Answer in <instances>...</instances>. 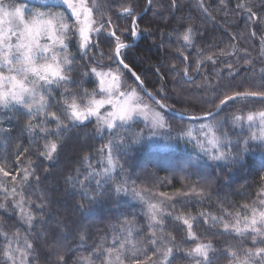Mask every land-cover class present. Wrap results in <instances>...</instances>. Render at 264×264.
<instances>
[{
	"label": "trees",
	"instance_id": "obj_1",
	"mask_svg": "<svg viewBox=\"0 0 264 264\" xmlns=\"http://www.w3.org/2000/svg\"><path fill=\"white\" fill-rule=\"evenodd\" d=\"M87 2L91 6L92 0ZM97 2L103 5V19L106 20L109 15L112 17L121 40L128 45L135 42L124 50L125 62L140 77L145 89L174 112L204 115L214 111L213 101L218 103V96L231 94L230 90H253L250 85L258 81L262 74L264 26L261 20L249 21L248 13L237 5H252L254 11L264 17V0H176L175 6L173 0H152L151 5L148 0ZM122 5H130L136 14L138 39L130 32L133 17L120 12ZM38 7L51 11L58 9L59 12L65 9L60 3ZM189 26L193 28V33L191 43L186 44L180 35ZM253 32L255 36L251 35ZM97 39L100 47L87 56H82L83 50L76 35L72 36V46L66 53L64 50L59 52L61 59L67 54L74 61L70 65L73 69L71 92L83 93L86 90L87 93H98V78L84 73L91 67L111 68L109 63L113 60L108 57L115 46V39L108 37L107 30L102 31ZM208 56H213L215 63L209 61ZM114 63L138 88L128 70ZM62 93L67 95L64 88L51 92L49 103L53 111L61 107ZM208 98L211 100L208 101ZM261 110H264V104L255 100L235 104L229 102L226 110L213 120L214 123L227 121L220 132L229 133L233 154L239 147L235 144L238 139H248L261 133L259 119L251 128L247 122L234 128L231 123L233 115L243 111L246 116L248 112ZM43 119L42 115L38 116L32 123ZM170 120V131L175 136L183 128L185 120L174 116ZM28 121L29 115L24 109L8 111L0 108V127L10 129L9 139L0 140V166L17 177L13 184L10 177L0 175V205L5 206L0 208V233L6 232L11 237L19 232L21 244L27 236L36 249L33 264H45L46 258H49V264H53L54 257H49L53 237L66 250L68 264H86L85 258H91L93 264H101L108 254L104 253L100 258L94 254L103 252L105 248L118 247L120 243H125V264H131L135 257L143 259L145 251L151 255L155 248L149 243L153 232L149 201L162 210L164 234L169 240L174 237L175 244L181 246L178 251L174 248L175 264H194L186 257L184 249L208 241L217 248L226 247V241L235 245L239 238L234 239V232L224 233L223 224H234L238 214L243 224L245 214L251 217V209L244 207L246 204L256 207L257 211L264 208L258 202L254 204L257 194L264 192V180L261 179L264 177V148L258 147L259 141H250L252 147L240 163L224 164L203 155L191 139L174 140L170 148H164L162 145L168 142L163 143L161 136H151L145 124L135 121L130 130H122L125 151L115 154L114 158L119 163L105 176L107 155L101 154L99 149L108 142V130L100 134L95 122L88 120L62 131L59 138L50 135L48 140L59 146L57 153L53 154L54 160L50 161L39 154L45 144L39 129L31 135L25 130ZM46 126L51 130L56 128L55 122ZM135 132L143 133L139 143H132ZM17 154H20V163H17ZM85 155L89 156L90 163L83 160ZM150 158L153 162L149 161ZM29 161L33 174L28 181L21 183ZM143 164L148 168H142ZM192 168L200 169L199 179L192 176ZM89 173L100 175L90 176ZM155 175L157 181H161L159 186L150 182L155 181ZM68 177L73 179L68 180ZM77 179L83 181L86 189L76 182ZM104 179L107 183L98 190L96 181ZM206 179L214 180L206 184ZM14 186L17 189L15 193L11 191ZM117 187L126 189L127 194L122 191L117 195ZM185 192L189 194L185 195ZM167 193H173V196L168 197ZM21 199L24 201V213L12 207ZM81 204L83 208L79 207ZM38 205H43V208ZM29 212L34 217V230H30L22 218ZM180 215L194 218L191 222L197 235L196 241L187 237L186 226L176 218ZM212 217L217 218L215 223ZM86 222H92V225H83ZM3 243L4 237L0 235V247ZM133 245L136 248L135 257L132 255ZM250 245L251 240H247L246 246ZM115 255L113 252V258ZM216 255L221 257L216 264H227L221 252ZM146 264H151V261H146Z\"/></svg>",
	"mask_w": 264,
	"mask_h": 264
},
{
	"label": "snow or ice",
	"instance_id": "obj_2",
	"mask_svg": "<svg viewBox=\"0 0 264 264\" xmlns=\"http://www.w3.org/2000/svg\"><path fill=\"white\" fill-rule=\"evenodd\" d=\"M59 3L70 12V16L65 11L56 13L32 12L26 8L23 0H0V108L8 111H19L20 109L27 111L29 121L25 125V130L31 135L36 132L37 128L39 129V132L43 134L42 138L45 140L44 150L39 154L50 161L54 160L53 154L57 153L59 146L57 143L49 141L48 137L54 135L59 138L62 131L70 130V127L83 124L90 117L95 116L98 123L97 132L103 134L104 130L107 129L109 133L108 142L99 149L101 154L107 155V167L104 170L105 176H107V173L115 169L119 163L114 158L115 154L125 151L126 148L125 137L121 135V132L122 130H130L131 126L135 123L136 117L142 116L144 118L147 122L146 127L151 131V136L157 134L156 130L171 129V126L166 123L161 111H146L145 109H141L138 103L129 104L127 100L118 103L113 101V96L119 92V89H113L112 86L106 88L104 87V82L106 76H111L114 81L118 80V72L115 74L112 72L105 73L99 71V66H97L91 67L84 73L86 76L93 74L99 78L101 85L99 93L106 94L101 99L95 98L99 93H87L86 90L81 93L69 90L73 83L71 75L73 69L70 65L74 61L67 54L63 55L61 59L60 54L55 51L57 46L66 52L68 45L65 41L76 35L79 47L83 50L82 56H87L90 50L94 51L100 47L97 37L102 34V31L107 30L108 37L115 39V46L112 48L108 58L131 71L129 64L125 62L124 56V50L129 48L130 45L121 40L116 28L113 26L110 15L106 20L101 19L97 21L93 19V9L101 17L105 15L101 11L103 7L102 3H98L97 0H92L91 6H89L87 0H59ZM148 3L151 5L152 0H148ZM175 4L176 0H173V5L175 6ZM237 6L244 8L248 13L250 21H264V17L259 16L254 11V6L240 4ZM120 12L133 17V26L130 32L133 37L138 36L137 18L133 8L130 5H122ZM72 18H74L73 22L69 23L68 21ZM192 33L193 28L189 26L180 35V38L186 44L191 43ZM251 35L255 36L256 33L253 32ZM13 38H15V42ZM40 38H46L48 43L41 44ZM111 44L112 41L109 39L108 45L110 47ZM207 59L215 63L213 56H208ZM41 60L43 63L40 62ZM228 67L232 68V65H228ZM197 70H199V67H197ZM261 73L259 80L254 81L250 85L253 90H248V88L242 91L230 90L231 94L226 93L223 97L218 96L219 102H213L215 111H209L200 116L190 115L187 118L191 121H206L211 117L215 121L216 117L226 110L229 102L235 104L237 102L244 103L255 100L264 104V68L261 69ZM187 74V69H185V75ZM132 75L137 80L140 79L135 72H132ZM56 88H64V92L67 95L61 94V107L53 111L49 103V96ZM119 95L128 96L129 93L119 92ZM131 95H135V92L133 91ZM57 103L61 102L57 101ZM156 103L160 109L166 108L159 101ZM105 104L111 105V110L102 116L100 109ZM41 115L44 117L42 121H38L35 124L32 123L36 117ZM257 119H259L261 125L260 135L253 134L248 139H238L235 144L239 147H237L235 154L231 150L233 142L229 139V133L226 131L220 132V128L225 126L226 120L217 121L216 123H201L198 134L203 136V140L197 139L193 135V129L191 128H181L175 136L169 131L166 134L168 143L162 145V147L170 148L172 141L178 142L187 137L196 140L202 154L208 156L210 160L224 164H237L243 159L244 154L251 149L252 144L250 141H259L258 147L264 148V110L248 112L246 116L241 111L240 114H234L231 119L234 128L242 127V122H247L251 128ZM50 122H55V130H51L46 126ZM9 132L10 129L0 127V140L9 139ZM142 136V132L133 133L132 143H139ZM151 136L149 139H151ZM23 151L26 152L27 149ZM16 160L17 163H20V154H17ZM83 160L90 163L88 155H85ZM30 169L31 162L29 161L28 167L24 169L21 183L28 181L29 177L33 174ZM0 175L5 178L10 177V181L13 184L17 180L16 175H12L3 166H0ZM89 175L100 174L89 173ZM67 179L72 180L73 178L68 177ZM261 179L264 180V177H261ZM76 182L86 189L87 186L83 184V181L77 179ZM104 183H107V179L97 180V189L99 190ZM5 191L7 192V189ZM11 191L15 193L17 191L16 187L14 186ZM122 191L127 194V190L122 187L115 189L117 195ZM192 191L195 192V189H192ZM135 194L140 195L139 193ZM184 194L188 195L189 193L185 192ZM87 195L88 193L85 190V196ZM257 202L259 205L264 206V192L257 194V201L254 204ZM23 203L24 201L21 199L14 203L12 207L19 208L21 213H24ZM2 207L5 206L0 205V208ZM38 207L43 208V205H38ZM79 207L83 208V204ZM244 207L251 209V217L245 214L243 216V224H241L239 214L234 224H223L224 233L232 234L234 232V239L239 238L235 245L226 241V247L217 248L213 246L211 241L196 243L194 247L184 249L186 257L193 261L194 264H216V261L221 258L216 253L221 252L222 258L227 261V264H264V208L257 211L256 207L247 204ZM149 211L152 222L150 227L153 228L149 243L154 246L155 250L151 252V255L145 251L144 258L141 259L135 257L136 248L133 245L132 255L135 258L132 259L131 264H146V261H151V264H175L174 248L178 251L181 246L175 244L174 237L169 240L168 236L164 234L166 233V229L163 228V213L159 206L150 203ZM158 213L160 214L159 218ZM22 218L25 220L28 228L34 230L33 215L29 212L24 214ZM176 218L181 220L186 226L187 237L196 241L197 235L193 231V224L191 222L194 218L183 215ZM212 220L215 223L217 218L212 217ZM158 232L161 234L158 235ZM224 233L217 234L223 235ZM0 235L4 237L3 247H0V264H33L32 258L36 249L27 236H25L23 244H21L19 232L11 237L6 232L0 233ZM80 239L83 240L84 236L81 235ZM247 240H251L250 246H246ZM113 244L116 245L115 240ZM170 244L172 246H169ZM125 251V243H120L118 247L105 248L103 252H98L94 255L100 258L104 256V253L108 254L101 260V264H125L127 260ZM65 252L66 250L63 245L59 244L58 240L53 237L52 249L49 253V257H54L53 264H68L69 258H66ZM113 252L116 253L114 258L112 256ZM153 257H156V259H153ZM85 261L86 264H93L91 258H85ZM45 264H49V258L45 259Z\"/></svg>",
	"mask_w": 264,
	"mask_h": 264
},
{
	"label": "rangeland",
	"instance_id": "obj_3",
	"mask_svg": "<svg viewBox=\"0 0 264 264\" xmlns=\"http://www.w3.org/2000/svg\"><path fill=\"white\" fill-rule=\"evenodd\" d=\"M23 3L25 4L26 8L31 10L32 12H37V11H43V12H51V13H56V12H59L58 9L56 10H49V9H42L40 7H38L39 5H49V4H58L59 3V0H23ZM39 8V9H38ZM67 15L70 16V12H68L66 9H63ZM264 10V9H262ZM104 17H101L100 15L97 14L96 10L93 9V19L99 21L101 19H103ZM74 19V18H72ZM72 19L69 20L68 22L69 23H72ZM250 21V20H249ZM262 25L264 26V21H261ZM78 38V37H77ZM137 38V36H136ZM13 41L15 42V38H13ZM68 45V48L70 46H72V41L71 39H68L65 41ZM40 43L41 44H45V43H48V41L46 40V38H40ZM67 48V50H68ZM61 50L63 49H60L58 46L55 48V51L57 53H59ZM66 50V51H67ZM65 51V50H64ZM92 51L90 50L88 53H91ZM66 53V52H65ZM41 63H43V61L41 60L40 61ZM115 63L113 61H111L109 63V65L111 66V68H105V69H99V71H103L105 73H108V72H112L113 74L115 73H119V79L114 81L112 79L111 76H106L105 77V82H104V87H109V86H112L113 89H119V92H125V93H129L128 96H120L119 95V92H117L114 96H113V101L115 103H118L120 101H123V100H127L129 104H133V103H138L140 108L141 109H145L146 111L147 110H156V111H161L162 114L164 115L165 117V121L168 125L171 126V120L170 118L173 117L169 114H166L165 112H163L162 110H160L157 106H155L153 103L150 102V100L144 96V94L142 93V91L140 89H138L132 82L130 83L128 80H127V77H125L123 75V73L119 70V68L114 65ZM131 76V75H130ZM98 85H99V88H98V93H99V89H100V80L98 78ZM135 92V95H131L132 92ZM106 94L105 93H99L95 98L96 99H101L102 97H104ZM211 98H208V101H210ZM214 102V101H213ZM146 106V108H145ZM109 110H111V105H108V104H105V106L103 108L100 109V113L101 115H105ZM212 119V118H210ZM90 121H94L95 122V125L98 127V123H97V118L95 116H92L89 118ZM88 121V120H87ZM135 121H141L143 124L146 125V121L144 120V118L142 116H138L135 118ZM185 123L181 126L183 127L184 129H188V128H191L193 129V135L197 137V139L199 140H203V136L202 135H199L198 134V131L200 129V125L201 123H214L213 120H206V121H194V122H188L186 123L187 121H184ZM107 130V129H105ZM170 131L169 128H165V129H158L156 130V135L155 136H161V140L163 143H167V138H163V135H166L168 132ZM186 140H188L189 138H185ZM192 142H194V144L196 145V147L199 149V151H201L200 147L197 145V141L196 140H193L191 139ZM202 152V151H201ZM152 158L149 159V161H151ZM153 162V161H151ZM193 166H195V164L192 162ZM142 168L143 167H147L145 166L144 164L141 166ZM148 168V167H147ZM194 170V173L192 174L193 177L199 179V168H192ZM196 172L198 174H196ZM154 180L155 181H152L150 180V182H155V185H160L161 181H157V175H155L154 177ZM211 180H214V179H211ZM211 180H205L204 182H206V184H209L211 183ZM168 197H172L173 196V193H167L166 194ZM153 200V199H152ZM147 203H152V201H149ZM90 223V225H92V222H86L85 226H88V224Z\"/></svg>",
	"mask_w": 264,
	"mask_h": 264
},
{
	"label": "water",
	"instance_id": "obj_4",
	"mask_svg": "<svg viewBox=\"0 0 264 264\" xmlns=\"http://www.w3.org/2000/svg\"><path fill=\"white\" fill-rule=\"evenodd\" d=\"M146 10H147V8L145 9V11H143L141 14H140V16L142 15V14H144L145 12H146ZM137 38H139V36H137ZM135 44V42L132 44V45H134ZM132 45H130V46H132ZM121 67H123V65H120ZM128 70V69H127ZM128 72L130 73V75L132 76V78L134 79V81L137 83V85H138V87L140 88V90L144 93V95L146 96V97H148L157 107H158V104L156 103L157 101H159L157 98H155L153 95H151L146 89H145V87L143 86V84L141 83V81H140V79L139 80H137L136 79V77L135 76H133L132 75V70L131 71H129L128 70ZM159 103H161L160 101H159ZM162 104V103H161ZM163 112H165V113H167V114H169V115H171V116H174V117H176V118H179V119H182V120H187V121H191V120H189L187 117H188V115H181L180 113H177V112H174V111H172V110H170V109H168V108H165V109H161ZM209 118H211V117H209Z\"/></svg>",
	"mask_w": 264,
	"mask_h": 264
}]
</instances>
